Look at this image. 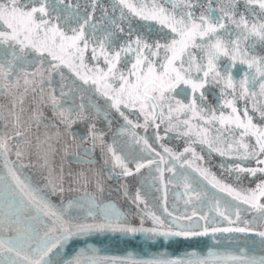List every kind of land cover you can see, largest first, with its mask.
I'll return each instance as SVG.
<instances>
[{
    "label": "flooded vegetation",
    "instance_id": "flooded-vegetation-1",
    "mask_svg": "<svg viewBox=\"0 0 264 264\" xmlns=\"http://www.w3.org/2000/svg\"><path fill=\"white\" fill-rule=\"evenodd\" d=\"M0 39L43 56L59 89L74 83L68 69H88L82 41H97L92 68L108 62L94 90L133 104L121 114L96 99L99 116L157 174V209L182 228L264 229V0H0Z\"/></svg>",
    "mask_w": 264,
    "mask_h": 264
},
{
    "label": "water",
    "instance_id": "water-1",
    "mask_svg": "<svg viewBox=\"0 0 264 264\" xmlns=\"http://www.w3.org/2000/svg\"><path fill=\"white\" fill-rule=\"evenodd\" d=\"M0 264H264V231L160 227L51 81L0 39Z\"/></svg>",
    "mask_w": 264,
    "mask_h": 264
},
{
    "label": "rangeland",
    "instance_id": "rangeland-1",
    "mask_svg": "<svg viewBox=\"0 0 264 264\" xmlns=\"http://www.w3.org/2000/svg\"><path fill=\"white\" fill-rule=\"evenodd\" d=\"M48 13H51V9L48 10ZM65 24L66 23L61 21L56 22L55 19V23L53 25L58 29V31H61V29L65 27ZM37 25L38 24L35 23L31 26V28L34 30ZM82 44L84 46L83 53L86 56V58L83 57V59L88 69H79L78 71L76 69H68L70 72H72L73 70V75L71 78L73 79L74 83H69L66 81L68 88L67 91H71L72 93L67 96L68 98L66 99L65 103L75 117L82 131L84 132L85 137L91 144V147L94 148L93 143L96 141V143L101 147V151L105 152V154L103 153V156L107 161H110L109 163L111 164V166H113V168L117 171L123 170V172H125L126 169H130L131 167L137 165V160H141L142 158L140 156H137L139 154L137 150H135V148L130 149L128 146L124 147V145H126L125 141L128 140V134H120L115 132L111 128V126H113L112 122H110L109 125L106 121H104V118L102 116H99L97 109L98 107L95 104L97 100L94 96L89 97V94H92V89H90L89 86H92L93 84L89 82L90 79L87 78V76H89L90 78H94V76L90 73H97L98 75L106 74L104 72L105 69H103V63L108 61L103 57L102 63L98 62L99 64L97 68H92V56L89 55L90 50L94 49L95 51H103L101 50L103 47L99 45L101 49H98L97 47H95L98 42L96 41L94 45L91 40L88 42L82 41ZM54 60L56 62L61 61L60 58H54ZM51 65L54 66V64L52 63ZM135 71L140 75L141 69H135ZM149 71L150 69H145L141 72V75L144 76ZM86 73H88V75ZM80 77H83L81 81L79 80ZM62 80L63 79H61V81ZM102 91H104L102 93L103 95H105L106 99H111L113 106L110 108L114 111L125 114L127 108L133 105L131 103H128V101L122 100L117 94L112 95L106 92L105 89H102ZM91 100H94L95 103H92ZM122 124H128V122H123ZM117 125L119 124L117 123ZM118 141L120 143L125 142V144L119 147ZM131 160L132 163L130 162ZM171 174L172 170L169 169L166 173V184L168 187V192L172 187V185L170 184L171 181H169V177L171 179ZM149 175H143L142 171H140L136 175L127 179V189L129 190L130 194L136 199L135 201L142 208H146L157 219L165 222V225L169 227L182 228L186 226L184 222L168 217L164 213H162L160 208L157 209L156 205H160L161 203V190L159 180L155 172L149 173ZM130 185L131 188H128V186ZM168 194L170 196V199L172 200V203L181 204V201L178 200L175 192L171 190ZM185 209L191 211V209H188L187 205L185 206Z\"/></svg>",
    "mask_w": 264,
    "mask_h": 264
}]
</instances>
